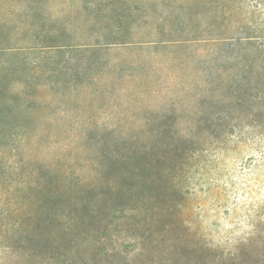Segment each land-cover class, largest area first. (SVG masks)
Returning a JSON list of instances; mask_svg holds the SVG:
<instances>
[{
    "label": "rangeland",
    "instance_id": "1",
    "mask_svg": "<svg viewBox=\"0 0 264 264\" xmlns=\"http://www.w3.org/2000/svg\"><path fill=\"white\" fill-rule=\"evenodd\" d=\"M0 264H264V0H0Z\"/></svg>",
    "mask_w": 264,
    "mask_h": 264
}]
</instances>
